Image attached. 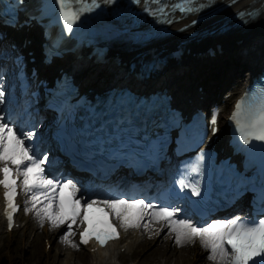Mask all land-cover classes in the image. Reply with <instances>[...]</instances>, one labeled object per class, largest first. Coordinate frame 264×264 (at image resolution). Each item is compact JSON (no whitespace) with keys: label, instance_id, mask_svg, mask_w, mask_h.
<instances>
[{"label":"snow or ice","instance_id":"1","mask_svg":"<svg viewBox=\"0 0 264 264\" xmlns=\"http://www.w3.org/2000/svg\"><path fill=\"white\" fill-rule=\"evenodd\" d=\"M80 4V7L73 9V0H58L62 11L63 20L68 30L71 31L73 23L80 18L84 11H90L91 8L86 7L84 0H75ZM93 6L95 0H93ZM4 97V93L0 91V100ZM242 103V102H241ZM241 103L236 105V113L233 119H237L240 115ZM239 122V120H238ZM212 123H215L213 119ZM11 121L5 120L0 116V162H3V167L0 172L3 178L0 179V185L6 189L4 195L8 202V220H12V211L17 210V205L13 202V197L16 195L17 179L22 177L23 190L26 193H32V207L41 204V195H43L44 206L36 210V214L40 217L41 223L47 218L52 227L67 225V232L62 239L73 248H79V245L74 243L70 237L74 235L72 224L76 223V218L81 215L80 200L73 199L76 194V185L71 181H57L44 176L43 165L45 158H39L38 154L31 145L25 147V139H31L34 133L17 134L10 126ZM249 127L253 129L248 135H256L259 140H264V96L261 97L260 105L257 111L252 114ZM258 130V134L256 131ZM23 137V139L21 138ZM247 139V136L245 137ZM9 165L15 166L14 169ZM23 166V170H21ZM14 175H10L13 173ZM60 188L71 189L67 200H60L56 210L52 209V201L57 199L56 192L53 189ZM193 193L199 195V191L193 187ZM52 195H48V193ZM97 201H92L86 205V208H92ZM105 207L110 209L112 213L120 220L121 227L125 230L129 228H148V224H141V221L147 217L149 221H159L162 226L169 227L175 233V243L177 246H183L185 243L193 242L195 238H199L202 247L211 250L208 257L213 261H218L219 264H264V218L256 221L241 220L240 217H235L229 221H213L207 227H198L190 221L174 220V216L179 209L169 207H161L158 210L156 205L145 203L144 200H109L103 202ZM138 208L139 211L132 216L129 210ZM31 211L32 209H26ZM104 213V217L108 213L103 208L99 209ZM83 221H88L86 227L80 233V242L88 244L92 237L104 246L108 240L118 239L119 233L116 227L107 219L99 221L103 228H98L89 219L87 211L83 215ZM226 245L228 247H226Z\"/></svg>","mask_w":264,"mask_h":264},{"label":"bare ground","instance_id":"2","mask_svg":"<svg viewBox=\"0 0 264 264\" xmlns=\"http://www.w3.org/2000/svg\"><path fill=\"white\" fill-rule=\"evenodd\" d=\"M260 2L261 0H256ZM246 5H257V3H253L252 0H239L236 4L232 5L230 7V10H233L234 8L238 7H245ZM261 12L260 15L251 21H249L245 26L243 27V33H235V32H229L224 33L220 35L221 39L216 41L219 42L221 45L222 53L226 54L225 58H221V56H217V61L210 65L207 69V73H214L216 76L220 78V80H223L225 76H228L226 79V82H229V79L231 77H235L236 75L239 77H242L241 71L244 68V65L246 64L242 58L239 55H243L245 61L251 65H255L261 56L264 55V33H263V26L259 25V22L261 23L263 19L259 20V17H264V5L260 8ZM226 12H229L227 10ZM186 21V20H184ZM174 40V36L171 37ZM237 39H241L239 42H236ZM166 42L164 45H168L171 42L168 39H165ZM194 48H197L199 51H203V48L206 47V45L198 44L196 46H193ZM204 57V56H203ZM83 60H79L78 62H71V64L68 65V69L79 71L81 74V81L80 83H90L96 85L97 79L99 78L98 71L90 69V66L84 65ZM211 62V58L209 56H206L205 58H200L197 56V51H194V53H191L185 58L182 59V62L180 65H172L168 66V68L164 71L162 78L155 80V78H150L147 83L138 82L137 86L139 87H146L153 88L155 87L156 83H160L162 80L161 85H164L163 81L166 82L165 85H168L169 91L175 96V102L176 103H182L183 97H191L192 90L190 89L189 85L197 84V83H203L206 85V82L203 80V74L200 73L201 67L204 65H207ZM121 68L111 67L110 71H107L108 74L106 75V82H117V79H119V75L122 72L120 70ZM247 70H249L247 68ZM204 71V69H203ZM104 72V70H103ZM230 83H234V81H230ZM237 82L236 84H238ZM235 84V86H236ZM198 85H196L197 87ZM233 88V87H232ZM205 99L202 98V101L209 102L210 99L216 98V96L211 94L208 89H206V92L204 93ZM200 99V95L198 96V99L194 101V104H197ZM217 99V98H216ZM212 101V100H211ZM223 135V132L219 133V137ZM106 187H109V185H106ZM123 189V188H122ZM124 191V189H123ZM126 193V190L124 191ZM109 193L116 194V189L114 187L109 188ZM127 195V193H126ZM116 195H114L113 198H115ZM131 199H139L142 198L141 196L131 195ZM146 220L147 217H145ZM37 221H41L40 217H37ZM46 221H49L47 218L43 220L45 223ZM161 223L159 221H149L148 227L152 226H158ZM29 225H33L32 223L28 224L26 221L20 228L27 229ZM162 225V224H161ZM155 230V228H153ZM132 230H137V228H132ZM139 230H143L142 227H139ZM3 229H0V234L2 233ZM40 231H44L47 233L45 229H40ZM162 231L167 232V240H171L175 237V233L169 230L168 227L162 226ZM175 239V238H174ZM55 242L57 238H54ZM53 240V242H54ZM163 239L159 238L156 243L159 246L165 245V243L162 241ZM139 242V236L137 234H131L126 239H119L116 241L111 242L108 246L104 248H100L96 251H94L91 254L92 260L91 264H121L116 262V257H120L122 252H120L121 247H124L127 252H130L133 250ZM173 246L177 248L176 252H179L178 254H174V251L172 253H168L165 251L162 253V256L165 258H159L162 263L166 264L165 261H168V264H176V262H180V264H191L190 262H187L186 258L183 256V251L185 248L192 247L191 249H187L186 251L190 250L191 254L196 255L197 261L193 262V264H201L204 261L207 262V264H219L218 261H213L209 259L210 252L208 253L207 249L202 247L201 242L198 241L197 243H185L183 246H177V244L174 242ZM205 251V252H204ZM129 254V253H127ZM204 258V261H203ZM142 259H145V256L142 257ZM131 263L128 264H139V262H142L141 259H134L132 258Z\"/></svg>","mask_w":264,"mask_h":264},{"label":"rangeland","instance_id":"3","mask_svg":"<svg viewBox=\"0 0 264 264\" xmlns=\"http://www.w3.org/2000/svg\"><path fill=\"white\" fill-rule=\"evenodd\" d=\"M208 66V64L206 65ZM59 234L56 235V242L52 244L53 236H50L51 246L48 250L44 249L43 246V237L46 236L45 232H40V228L36 227L31 230L27 229L26 231L13 232L12 234H3L0 237V264H71L72 258L76 262V259L70 251H68L67 246H65ZM166 233L161 237L162 241L165 243L164 247L159 246L157 243L149 244L147 242H143L141 248L135 249V251L131 255H127L128 257H136L141 259L142 262L139 264H164L159 260V258L164 259L162 253L167 251L168 253H172V251L176 250L173 246L174 239L172 241H168L166 239ZM192 247L185 248L183 251V256L186 258L187 262L197 261L192 257L191 251L187 249H191ZM178 250V249H177ZM176 250V251H177ZM174 251V254H178L179 252ZM166 255V254H165ZM79 257H82V260L85 262H89L87 257L82 256V252L78 253ZM145 256L143 260L142 257ZM124 258V257H123ZM127 258V257H126ZM125 258V259H126ZM130 259H127L124 263L129 262ZM168 261H165L168 264ZM204 261V258H203ZM176 264H180V262H176ZM201 264H207L204 261Z\"/></svg>","mask_w":264,"mask_h":264}]
</instances>
